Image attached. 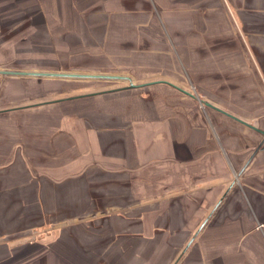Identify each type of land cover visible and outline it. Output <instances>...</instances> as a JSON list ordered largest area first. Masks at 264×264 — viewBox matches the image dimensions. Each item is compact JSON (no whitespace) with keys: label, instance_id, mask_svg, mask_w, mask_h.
<instances>
[{"label":"crops","instance_id":"0c3cea01","mask_svg":"<svg viewBox=\"0 0 264 264\" xmlns=\"http://www.w3.org/2000/svg\"><path fill=\"white\" fill-rule=\"evenodd\" d=\"M68 57L76 60L70 71L131 70L242 119L264 117V0H0V69L11 59L18 70L45 71L29 63ZM67 84L4 78L0 108L69 97ZM156 93L141 103L123 93L0 115V264H170L187 243L196 201L217 203L231 180L208 179L233 177L259 136L224 117L216 132L201 107L166 86ZM143 124L166 140L154 157L171 158L156 175L172 167L174 178L186 171L194 182L186 195L104 211L128 182L116 163L138 164L126 158L133 147L145 154L152 135L137 138ZM198 235L178 264H264V150Z\"/></svg>","mask_w":264,"mask_h":264},{"label":"water","instance_id":"95a60500","mask_svg":"<svg viewBox=\"0 0 264 264\" xmlns=\"http://www.w3.org/2000/svg\"><path fill=\"white\" fill-rule=\"evenodd\" d=\"M0 76L1 77H7V76H19V77H31V78H59L64 80H94L96 83H104L108 85H104L102 87H98L94 90H91L90 92L83 93L78 96L69 97L65 99H44L40 101H33L30 103H25L17 106H10V107H2L0 108V115H6L14 112H21L29 109H34L42 106H48L57 104L60 101H66L71 99H78V98H88V97H94L100 98L110 95H119L123 93H127L130 95L129 98H136L132 99L130 101H136L138 103H141V100L146 99H160L159 95L156 93V90H158V87L166 86L170 89H173L176 93L183 96L184 100H188L191 103V106L194 110L197 108L204 109L205 113L207 114L206 117L209 120L212 127H214V130L218 132V122L217 120L220 117H224L226 119H229L236 125L243 128V130H248L252 133H256L259 136V141L256 145L248 148L251 150V154L247 158V160L243 163L241 168L233 173V177H227V175H219L217 178L208 179V181H216V180H222L224 178H230V182L228 183L227 187L225 188V191L223 192L221 198L219 201L214 205L212 210L208 213V215L205 217V219L202 220L196 231L192 234L188 242L185 244V246L181 249L180 253L176 257V259L173 261L172 264H178L180 259L183 257L187 249L190 247V245L194 242V240L197 238L198 234L202 230V228L205 226V224L208 222L210 217L212 216L213 212L216 210L218 205L222 202V200L226 197V195L231 191V189L234 188L235 184L238 183L239 179L243 175V172L250 164L251 160L254 158V156L264 150V127H261L264 125V117L263 119L260 118L258 120H245L242 119L235 114L226 111L225 109L213 104L212 102H209L203 98H197L191 91L186 90L180 86H178L175 83H172L171 81L164 79V78H158V79H151V80H145V81H134L131 77L126 75H117V74H102V73H80V72H47V71H25V70H11L6 68L0 69ZM123 83L119 85H115L114 83ZM113 97V96H112ZM142 103H145L144 101ZM150 105H154L151 103ZM181 104H177V106H180ZM178 113L185 114L186 109H180L177 110ZM96 112H99L96 110ZM94 111V115L98 114ZM144 118L149 117L146 114H143ZM202 118L198 115V113L193 114V122L196 126H201L202 124ZM186 122L183 121L181 123V129L183 131V128L185 127ZM153 125L152 127H154ZM202 128V126H201ZM137 130V138L139 140H142L144 136L148 137L149 135H152L150 138V142L145 147V154L142 152H139L138 147H133L132 151L129 152V154L126 155L127 157H134V162L138 163L134 167L128 168L125 166L129 164L130 158L126 163L117 162L116 164H119V166H116L112 169L115 173H124L127 175L128 182H126L123 185V188L121 189L122 194L121 195H112L111 199L117 200L113 201L107 204H110V209H106L104 211L107 212H114L117 210H121L124 208H128L131 206H134L136 204H142L145 203L148 200H154L161 197H167L171 196L172 194L180 193V191H187L189 184L191 181H193L190 177H188L187 172L183 171L178 173V176L174 178L172 171V167L168 169V174L165 176V178H161L156 175V172H158V167L162 162V160H171L170 155H168L164 159H156L153 154V150L155 149L157 143H159L162 139L161 137H158L159 134L157 131L153 133V130L151 129V126L148 124H143L141 127H136ZM203 129V128H202ZM135 130V129H134ZM136 138V139H137ZM178 139H185L183 138L182 134L179 136ZM162 141L165 143L166 140L163 138ZM167 149V147H165ZM228 154V153H227ZM107 155H105L106 157ZM146 156L147 160L138 162L139 157ZM108 157V156H107ZM212 157V155H210ZM122 158V156H121ZM126 160V159H125ZM168 161V162H169ZM177 165V164H175ZM125 166V167H123ZM235 166V165H234ZM173 178V179H172ZM172 179V180H171ZM163 180L164 184L160 181ZM175 180V181H174ZM194 182V181H193ZM174 183L176 185H174ZM196 183V182H195ZM194 185L196 186V184ZM193 188V187H190ZM189 188V189H190ZM97 214V213H94Z\"/></svg>","mask_w":264,"mask_h":264},{"label":"rangeland","instance_id":"374dc122","mask_svg":"<svg viewBox=\"0 0 264 264\" xmlns=\"http://www.w3.org/2000/svg\"><path fill=\"white\" fill-rule=\"evenodd\" d=\"M8 29V28H7ZM10 36L11 35H8L7 37H4L3 38V40H7L6 42L7 43H9L11 40L9 39L10 38ZM10 40V41H9ZM7 43H5V44H7ZM9 47L10 46H8L6 49H8L7 51H9ZM70 51V50H69ZM68 55L70 54V52H68L67 53ZM75 54V56L77 55L76 53H71L70 55H74ZM3 61L5 62V63H2V65L4 66V68H16L17 66V62H16V60H11V59H3ZM32 61H36V62H34L33 64L32 63H29V65H31V66H34V67H31L32 69H35V68H37L38 66L40 67V68H44V70L45 71H49V70H52V71H54V70H59V69H70V68H75V69H77L76 67H75V63H73L74 61H76V60H74V58H72V59H70L69 57L66 59V60H64L63 61V63H59V62H57V59H54V60H46V59H40V60H38V59H35V60H32ZM31 62V61H30ZM38 62V63H37ZM68 62H71V63H68ZM37 65V66H36ZM3 68V67H2ZM78 69H80V68H78ZM86 70H90L91 72H94V69L93 68H89V69H86ZM71 71H73V70H71ZM75 71V70H74ZM127 73H128V71H127ZM136 76V79H135V81L137 80V81H139L138 79H140V78H138L137 77V75H135ZM115 85H121V84H123L122 82L121 83H114ZM76 86H70L69 85V88L71 89H69V91H66V93L68 94V95H70V96H73V95H76V91H78V92H80V91H83V93H86V92H90L91 90H94V89H96V88H98V87H102V86H104V85H108V84H104V83H96V82H94V80H82V81H80V83L79 84H75ZM77 92V93H78ZM72 94V95H71ZM177 97H179V98H182V99H184L183 98V96H181V95H179V94H177ZM213 129H214V127H213ZM178 196H182V195H186V192L185 191H180V193L179 194H177ZM198 196L197 197H199L200 198V195L199 194H197ZM210 204V203H207V202H205V203H199V201H196V205H195V214H196V216H194V217H189V221L187 220L185 223V229L187 230L186 231V233H188V236H187V238L185 239V241H183L184 243L185 242H188V240L190 239V237L192 236V234H193V232H195L196 231V229L198 228V226L200 225V223L202 222V220L203 219H205V217L208 215L207 213H208V205ZM216 203L215 202H212L211 204H210V208L212 209L213 207H214V205H215ZM200 205H202V207L200 206ZM189 227V228H188ZM199 236V235H198ZM198 236H197V238L194 240V242L196 241L197 242V240H198ZM183 243V244H184ZM182 244V245H183ZM180 251H181V249L180 250H177L176 251V253H174V258L176 259V257L178 256V254L180 253ZM174 258H172V260L170 261V264H172L173 263V261L175 260Z\"/></svg>","mask_w":264,"mask_h":264},{"label":"flooded vegetation","instance_id":"af4514ba","mask_svg":"<svg viewBox=\"0 0 264 264\" xmlns=\"http://www.w3.org/2000/svg\"><path fill=\"white\" fill-rule=\"evenodd\" d=\"M7 69H11V68H7ZM11 70H18L17 69V67L16 68H13V69H11ZM47 72H74V71H70V70H68V69H59V70H54V71H52V70H49V71H47ZM125 75L126 76H129V77H131L132 79H136V76H135V74L133 73V71H131V70H128V73H127V71H126V73H125ZM4 78H17V79H20V78H22L23 79V77H19V76H7V77H1L0 76V84H2V79H4ZM28 78H31V77H28ZM32 79H36V80H40V79H48V80H64V79H59V78H32ZM80 81H82V80H68V86L70 85V86H76L75 84H79L80 83ZM74 96H78V94L77 95H73V96H69V97H74ZM69 97H65V98H69ZM65 98H61V99H65ZM1 99H3L1 96H0V101H1ZM79 99V98H78ZM72 100V99H71ZM208 213H209V211H208ZM207 213V214H208Z\"/></svg>","mask_w":264,"mask_h":264}]
</instances>
